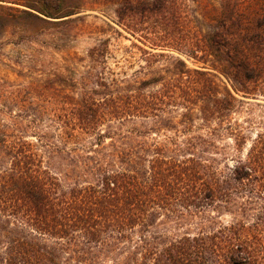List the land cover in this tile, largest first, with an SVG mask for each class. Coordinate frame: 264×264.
<instances>
[{
  "label": "trees",
  "instance_id": "trees-1",
  "mask_svg": "<svg viewBox=\"0 0 264 264\" xmlns=\"http://www.w3.org/2000/svg\"><path fill=\"white\" fill-rule=\"evenodd\" d=\"M218 2L0 0V37L96 35L81 71L1 84L0 264H264V135L242 156L234 118L264 99V0Z\"/></svg>",
  "mask_w": 264,
  "mask_h": 264
},
{
  "label": "rangeland",
  "instance_id": "rangeland-1",
  "mask_svg": "<svg viewBox=\"0 0 264 264\" xmlns=\"http://www.w3.org/2000/svg\"><path fill=\"white\" fill-rule=\"evenodd\" d=\"M189 7L196 12L205 9L219 8L218 0H186ZM89 16L85 23L93 29L102 25V17L96 12H87ZM93 16L98 17L94 19ZM58 34L47 33L32 40H18L17 36L10 33L0 37V109L2 105L8 110L15 111L10 94H5L4 88L7 85L25 86L32 82V79H43L48 72L64 71L74 66L81 71L84 63L77 61L79 58L87 57L88 50L95 45L96 35H82L78 38H64L60 40ZM132 43L139 45L131 38L118 37L112 41L110 47V63L119 62L128 74L138 70L143 63L139 60L140 53L132 47ZM71 60V61H69ZM130 64H128V62ZM189 68H196L197 65L191 60H186ZM222 82H225L221 79ZM5 83V84H4ZM8 89V88H7ZM243 101L241 110L234 116L245 129L246 146L242 152L245 156L250 143L258 135H264V99H241ZM246 194V192H245ZM255 219H262L263 215L259 210L253 212ZM223 222L229 220L227 217L221 219Z\"/></svg>",
  "mask_w": 264,
  "mask_h": 264
}]
</instances>
